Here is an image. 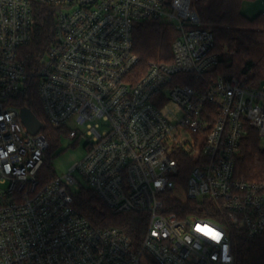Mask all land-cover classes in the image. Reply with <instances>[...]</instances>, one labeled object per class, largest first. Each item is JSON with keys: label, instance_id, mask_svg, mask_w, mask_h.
<instances>
[{"label": "built area", "instance_id": "built-area-1", "mask_svg": "<svg viewBox=\"0 0 264 264\" xmlns=\"http://www.w3.org/2000/svg\"><path fill=\"white\" fill-rule=\"evenodd\" d=\"M35 2L59 12L54 41L30 70L21 49ZM192 3L0 0V264H234L233 229L264 233V181L235 174L247 126L264 136V82L212 75L214 33ZM149 22L177 29L173 61L138 76L135 28ZM34 83L47 122L87 139L85 156L48 181L40 172L50 141L28 130L17 102ZM76 172L112 212L146 214L140 242L75 207ZM179 189L218 211L170 212Z\"/></svg>", "mask_w": 264, "mask_h": 264}, {"label": "trees", "instance_id": "trees-1", "mask_svg": "<svg viewBox=\"0 0 264 264\" xmlns=\"http://www.w3.org/2000/svg\"><path fill=\"white\" fill-rule=\"evenodd\" d=\"M248 0H193L192 6L202 23L212 29L215 37V52L218 65L212 71L215 77L247 79L258 85L264 82V15L248 17L242 5ZM58 8L34 3L33 35L21 49V56L30 70H37L55 37ZM178 31L175 26L149 22L135 28L134 50L140 57L136 70L138 76L145 74L150 64L173 61V41ZM189 82L193 84L189 76ZM19 105L30 108L44 123L43 133L50 141L46 161L41 169L42 180L48 181L57 173L51 161V153L57 146L64 130L50 125L45 117L36 83L17 99ZM189 171L184 172L187 177ZM235 174L248 181H264V149L260 146L258 131L247 126L236 156ZM74 205L97 227H116L124 231L134 242H140L146 230L147 218L142 212L114 213L91 188L81 187L74 191ZM170 212L179 217H212L218 211L212 202L169 198ZM234 264H264V233L249 237L243 231L233 229Z\"/></svg>", "mask_w": 264, "mask_h": 264}, {"label": "rangeland", "instance_id": "rangeland-1", "mask_svg": "<svg viewBox=\"0 0 264 264\" xmlns=\"http://www.w3.org/2000/svg\"><path fill=\"white\" fill-rule=\"evenodd\" d=\"M263 1L264 0H248L245 1L242 5V11L248 17H255L259 15L263 9ZM173 106V104L171 105ZM181 115L180 112L177 113ZM72 126V125H71ZM87 142L86 138L82 139H70L67 137L65 132L61 134L59 137V141L57 146L52 151L51 161L53 167L58 175H64L70 171L73 165L79 162L86 154V147L85 144ZM260 146L264 149V136L260 137ZM50 153V150H49ZM78 180L81 182V185H76L73 189L76 191L81 187L89 188L87 183L83 180V178L75 173ZM180 199H186V192L185 189L178 190Z\"/></svg>", "mask_w": 264, "mask_h": 264}, {"label": "water", "instance_id": "water-1", "mask_svg": "<svg viewBox=\"0 0 264 264\" xmlns=\"http://www.w3.org/2000/svg\"><path fill=\"white\" fill-rule=\"evenodd\" d=\"M21 116L24 124L28 130L36 134L43 129L44 123L37 117V115L28 107H23L21 109Z\"/></svg>", "mask_w": 264, "mask_h": 264}, {"label": "snow or ice", "instance_id": "snow-or-ice-1", "mask_svg": "<svg viewBox=\"0 0 264 264\" xmlns=\"http://www.w3.org/2000/svg\"><path fill=\"white\" fill-rule=\"evenodd\" d=\"M199 231L205 233L206 235L210 236L211 238L215 239V240H219L220 239V234L213 231L212 229L209 228H200L198 229Z\"/></svg>", "mask_w": 264, "mask_h": 264}]
</instances>
